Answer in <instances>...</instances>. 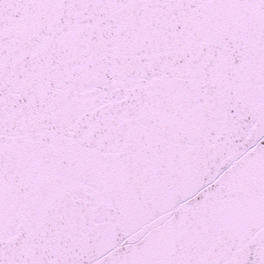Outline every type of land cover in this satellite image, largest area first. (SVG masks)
Listing matches in <instances>:
<instances>
[{
    "label": "snow or ice",
    "instance_id": "snow-or-ice-1",
    "mask_svg": "<svg viewBox=\"0 0 264 264\" xmlns=\"http://www.w3.org/2000/svg\"><path fill=\"white\" fill-rule=\"evenodd\" d=\"M0 264H264V0H0Z\"/></svg>",
    "mask_w": 264,
    "mask_h": 264
}]
</instances>
